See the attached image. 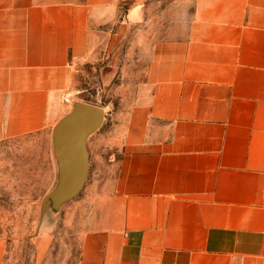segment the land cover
I'll use <instances>...</instances> for the list:
<instances>
[{
    "label": "crops",
    "instance_id": "1",
    "mask_svg": "<svg viewBox=\"0 0 264 264\" xmlns=\"http://www.w3.org/2000/svg\"><path fill=\"white\" fill-rule=\"evenodd\" d=\"M105 61V84L142 79L88 141L77 264H264V0H0V142L52 127Z\"/></svg>",
    "mask_w": 264,
    "mask_h": 264
},
{
    "label": "rangeland",
    "instance_id": "2",
    "mask_svg": "<svg viewBox=\"0 0 264 264\" xmlns=\"http://www.w3.org/2000/svg\"><path fill=\"white\" fill-rule=\"evenodd\" d=\"M105 63L80 69L73 91L65 99L69 110L52 127L0 142V241L5 246L7 264H36L35 239L47 228L52 229L53 240L48 264L78 263L81 225L76 206L82 200L90 165L87 181L76 196L65 201L47 199L59 188L62 178L54 130L78 103H87L104 110L102 125L88 141L96 134L111 131L117 122L115 114L126 107L125 96L134 92L143 68L130 65L126 73L119 72L113 82L105 84L101 71ZM109 161L108 156L105 165Z\"/></svg>",
    "mask_w": 264,
    "mask_h": 264
},
{
    "label": "water",
    "instance_id": "3",
    "mask_svg": "<svg viewBox=\"0 0 264 264\" xmlns=\"http://www.w3.org/2000/svg\"><path fill=\"white\" fill-rule=\"evenodd\" d=\"M104 110L87 103H78L54 130L55 152L61 162L62 178L58 189L48 198L65 201L76 196L89 175L88 138L102 125Z\"/></svg>",
    "mask_w": 264,
    "mask_h": 264
}]
</instances>
